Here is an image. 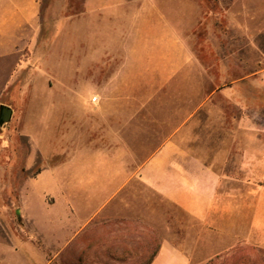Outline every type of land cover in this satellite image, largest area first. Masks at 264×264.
Returning a JSON list of instances; mask_svg holds the SVG:
<instances>
[{
    "label": "rangeland",
    "instance_id": "obj_1",
    "mask_svg": "<svg viewBox=\"0 0 264 264\" xmlns=\"http://www.w3.org/2000/svg\"><path fill=\"white\" fill-rule=\"evenodd\" d=\"M23 3L37 5L36 15L25 23L8 21L5 32L0 29V106L13 109L11 121L0 127V242L6 243L0 256L6 264L14 257L12 246L22 244L30 264H142L158 241L169 242L181 257L175 264H183L182 258L187 264H206L239 247L263 254L259 260L251 252L250 261L240 264H264V0H160L201 60L206 83H237L244 89L236 94L243 95L248 108L249 132L238 133L233 125L236 141L233 148L227 141L232 155L219 167L225 168L219 170L223 182L210 224L172 205L167 212L155 196L148 197L155 206L147 218L139 196L141 210L134 215L142 218L123 225L97 221L68 245V237L49 227L50 213L35 202V188L28 192L35 221L18 219L16 210L29 179L65 161L75 144L90 145L97 137L90 101L120 66L126 39L113 18L87 14L84 0H0V16L9 5ZM122 136L120 142L133 150L161 142L128 131ZM189 149L200 151L194 144ZM147 158L139 155L138 164ZM51 214L53 225L66 222L62 212ZM55 234L62 238L58 251L49 245Z\"/></svg>",
    "mask_w": 264,
    "mask_h": 264
},
{
    "label": "crops",
    "instance_id": "obj_2",
    "mask_svg": "<svg viewBox=\"0 0 264 264\" xmlns=\"http://www.w3.org/2000/svg\"><path fill=\"white\" fill-rule=\"evenodd\" d=\"M84 8L91 16L113 18L123 29L122 62L108 82L98 86L96 100L90 101L97 137L90 145L75 144L65 161L43 168L27 181L20 196L23 221H35L28 193L35 188V202L50 213L49 227L68 237L66 245L97 221L104 225L113 219L123 225L142 218L134 215L141 210L139 196L144 198L147 218L155 206L148 197L155 196L167 212L172 205L210 224L216 191L223 182L219 170L225 168L219 167L227 165L224 159L232 155L227 141L232 148L236 141L233 125L238 133L249 132L248 108L243 95L236 94L243 86L206 83L201 60L160 0H84ZM36 12L33 3L11 4L1 11L0 29L4 31L14 19L25 23ZM125 131L161 142L149 148H142L146 145L142 143L133 150L120 142ZM214 141L217 146L210 145ZM192 144L200 151H191ZM237 146L243 148L240 142ZM139 155L148 158L138 164ZM54 210L62 212L66 222L53 225ZM38 233L43 239L44 234ZM62 238L49 237L52 251L59 250ZM4 244L0 242V250ZM25 249L24 244L12 246L11 264H30ZM153 251L157 254L151 264L181 260L169 242L158 241ZM0 264H6L2 256Z\"/></svg>",
    "mask_w": 264,
    "mask_h": 264
},
{
    "label": "trees",
    "instance_id": "obj_3",
    "mask_svg": "<svg viewBox=\"0 0 264 264\" xmlns=\"http://www.w3.org/2000/svg\"><path fill=\"white\" fill-rule=\"evenodd\" d=\"M251 252L255 253V255L258 259L263 258V254L261 253V251L255 249V248L239 247V248L235 249L231 255L225 256V257L216 256V257L208 260V262H206V264H219V263L226 264L227 262H230V261L238 262V264H240L243 261H250V258L252 256ZM156 254H157V252L153 251L150 254V256L148 257V259L142 264H151L153 262L154 257L156 256Z\"/></svg>",
    "mask_w": 264,
    "mask_h": 264
},
{
    "label": "water",
    "instance_id": "obj_4",
    "mask_svg": "<svg viewBox=\"0 0 264 264\" xmlns=\"http://www.w3.org/2000/svg\"><path fill=\"white\" fill-rule=\"evenodd\" d=\"M13 116V109L6 105L0 106V127L5 123H9ZM16 215L18 219H21L20 209L16 210Z\"/></svg>",
    "mask_w": 264,
    "mask_h": 264
}]
</instances>
